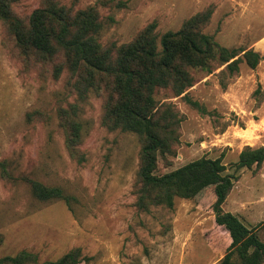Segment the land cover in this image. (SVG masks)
<instances>
[{
  "label": "rangeland",
  "instance_id": "rangeland-1",
  "mask_svg": "<svg viewBox=\"0 0 264 264\" xmlns=\"http://www.w3.org/2000/svg\"><path fill=\"white\" fill-rule=\"evenodd\" d=\"M60 1L76 8L97 5L105 22L103 44L129 42L152 21L159 34L179 30L187 18L214 5L204 31L223 46L258 51L261 61L256 68L242 62L233 75L219 62L212 71L192 68L195 81L187 92L205 112L171 88L156 90V99L175 106L182 118L177 153L159 157L157 173L202 156L223 157L226 173H233L244 147L264 146V0H124L121 8L99 0ZM41 3L20 0L15 11L27 16ZM5 28L0 21V160L9 162L17 179L4 178L0 168V256L28 249L41 261L55 260L81 247L92 257L89 264H221L226 250L214 246L206 233L214 214L188 198H177L174 208L138 210L139 135L108 128L103 97L94 91L79 97L68 87L67 70L55 78L42 72L46 64L26 69ZM71 104H77L83 124V162L71 156L60 127L58 109ZM35 110L44 114L28 120ZM244 171L248 176L260 172L243 168L240 177ZM24 177L62 185L79 202L71 210L63 200L40 201ZM224 207L230 211V195ZM256 210L251 204L244 212ZM238 216L264 241L259 224Z\"/></svg>",
  "mask_w": 264,
  "mask_h": 264
},
{
  "label": "trees",
  "instance_id": "trees-1",
  "mask_svg": "<svg viewBox=\"0 0 264 264\" xmlns=\"http://www.w3.org/2000/svg\"><path fill=\"white\" fill-rule=\"evenodd\" d=\"M19 1L0 0V21L6 27L8 43L18 49L25 68L46 64L42 72L55 78L67 70L68 87L79 97H86L91 91L103 97V122L108 128L139 135L140 166L134 189L138 210L149 212L152 206L174 208L177 198L193 199L198 207L214 214L213 225L206 233L214 246L226 250L221 264H235L236 260L240 264H263L264 241L257 228L226 210L224 204L243 168L255 167L256 173L261 170L264 146L244 147L233 173H226L223 157L202 156L158 174L159 157L167 159L177 153L182 118L175 106L155 97L158 88H171L205 112V107L187 92L195 81L191 69L212 71L219 62L233 75L242 62L256 68L261 61L260 53L223 46L204 31L214 5L187 18L179 30L159 34L157 22L152 21L129 42L103 44L100 36L105 22L97 5L76 8L60 0H42L31 13L21 16L15 11ZM99 3L116 8L127 5L124 0H99ZM58 111L71 156L85 161L81 147L83 124L77 104L60 106ZM40 114L43 111L29 112L28 120ZM0 168L4 178L17 179L7 160H0ZM24 179L40 201L63 200L71 210L79 202L77 195L62 185ZM91 259L81 247L45 261L40 260L38 253L22 249L14 255L0 256V264H89Z\"/></svg>",
  "mask_w": 264,
  "mask_h": 264
},
{
  "label": "crops",
  "instance_id": "crops-1",
  "mask_svg": "<svg viewBox=\"0 0 264 264\" xmlns=\"http://www.w3.org/2000/svg\"><path fill=\"white\" fill-rule=\"evenodd\" d=\"M247 174L245 171L242 172L230 193V211L244 217L248 205L255 204L257 210L249 215L246 214L244 219L253 225L259 224V229H262L264 233V188L259 191L258 195L253 194L256 191L255 185L257 183L262 185L264 182V164L257 175L248 176ZM236 189L237 193L234 194ZM233 194L234 198H231Z\"/></svg>",
  "mask_w": 264,
  "mask_h": 264
}]
</instances>
